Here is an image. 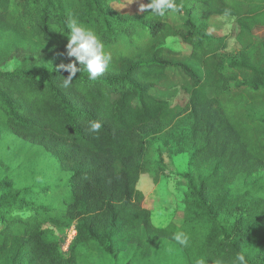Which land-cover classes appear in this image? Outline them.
<instances>
[{"label": "trees", "instance_id": "trees-1", "mask_svg": "<svg viewBox=\"0 0 264 264\" xmlns=\"http://www.w3.org/2000/svg\"><path fill=\"white\" fill-rule=\"evenodd\" d=\"M176 3L183 29L165 21L171 11L127 15L109 0H0V264L87 263L93 250L108 264H238V254L264 264V37L254 36L264 0ZM213 16L234 21L238 51L221 54L227 37L209 34ZM70 19L111 54L95 81L66 55ZM169 38L191 48L202 77L165 58ZM72 62L81 71L65 88L57 69ZM175 67L190 81L183 106L152 95L174 86ZM162 138L188 153L190 168L182 219L159 227L138 183ZM72 226L65 254L58 234Z\"/></svg>", "mask_w": 264, "mask_h": 264}, {"label": "rangeland", "instance_id": "rangeland-1", "mask_svg": "<svg viewBox=\"0 0 264 264\" xmlns=\"http://www.w3.org/2000/svg\"><path fill=\"white\" fill-rule=\"evenodd\" d=\"M109 4L115 11L132 15L140 13V5L145 4L144 0H109ZM165 21L175 29L186 27L187 16L179 12H169ZM209 25V34L216 38L227 37L226 49L221 52L222 55H229L238 51L241 45L235 40L234 21L226 17H210L207 19ZM254 36L264 37V30H257ZM165 58L174 65H183L194 71L202 77V71L199 64L191 58V48L185 45L180 38H169L164 44ZM19 65L18 61L8 63L3 71L15 70ZM168 78L174 83L170 89H153L152 95L160 100L169 102L172 106H183L188 101V95L183 88L190 85L181 68L175 67L167 70ZM167 84V83H166ZM212 96V91H208ZM172 142V141H171ZM162 138L153 141L147 154L148 172L140 177L138 189L144 194V207L151 211L152 221L156 226L164 227L170 221L179 222L183 217L181 201L187 191V181L184 174L190 168V157L188 153L180 151L174 143ZM157 179V183H154ZM62 243V251L68 254V247L75 237L74 227H70L58 234ZM93 252H95L93 250ZM89 254L87 263L78 264H108L101 257ZM92 255V256H91ZM161 260L168 262L169 252L161 253ZM171 261H174L171 259Z\"/></svg>", "mask_w": 264, "mask_h": 264}, {"label": "clouds", "instance_id": "clouds-1", "mask_svg": "<svg viewBox=\"0 0 264 264\" xmlns=\"http://www.w3.org/2000/svg\"><path fill=\"white\" fill-rule=\"evenodd\" d=\"M141 12L151 10L149 13L163 17L171 12H180L181 6L177 5L176 0H148V3L141 4ZM229 10H225V15H229ZM70 33L68 35V43L66 45V55L74 57L76 62L86 69L89 80H97L100 78L106 69L109 67L112 57L111 54L105 50V46L99 36L89 27L80 23L77 19H70L67 25ZM63 69L68 73L64 78L63 87L67 88L73 81L77 72L81 71L75 62L68 64H60L58 69ZM102 125L98 121L89 122V131L99 132ZM182 246H187L188 237L183 232H178L173 236ZM238 264H247L245 256L238 254L236 256ZM196 264H209V260L204 257L197 258ZM215 264H222L217 260Z\"/></svg>", "mask_w": 264, "mask_h": 264}, {"label": "crops", "instance_id": "crops-1", "mask_svg": "<svg viewBox=\"0 0 264 264\" xmlns=\"http://www.w3.org/2000/svg\"><path fill=\"white\" fill-rule=\"evenodd\" d=\"M151 212V211H150Z\"/></svg>", "mask_w": 264, "mask_h": 264}]
</instances>
